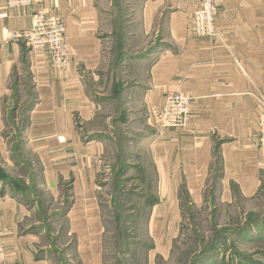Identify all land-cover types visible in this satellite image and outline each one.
I'll return each instance as SVG.
<instances>
[{"label": "crops", "instance_id": "1", "mask_svg": "<svg viewBox=\"0 0 264 264\" xmlns=\"http://www.w3.org/2000/svg\"><path fill=\"white\" fill-rule=\"evenodd\" d=\"M8 2L0 0V232L8 264H51L38 247L41 221L32 185L50 205L65 203L56 222L66 240L73 238L80 264H103L99 180L112 146L115 162L153 177L145 229L130 264L170 260L184 202L202 209L212 199L231 205L258 197L264 185V0H216L215 40L192 34L198 0H125L110 95L91 89L105 80L104 36L113 0H34L29 9H12ZM37 13L65 25L70 59L62 70L52 68L47 48L32 50L14 38L31 28ZM22 77L34 91L23 138L33 159V183L26 188L9 178L14 173L23 180L15 172L24 164L6 140L3 111L12 80ZM176 93L197 98L190 120L161 131L156 115ZM107 105L116 112L97 130L93 121ZM117 134L126 137L124 147ZM142 154L141 163L132 162ZM262 224L246 235L247 243H264Z\"/></svg>", "mask_w": 264, "mask_h": 264}, {"label": "rangeland", "instance_id": "2", "mask_svg": "<svg viewBox=\"0 0 264 264\" xmlns=\"http://www.w3.org/2000/svg\"><path fill=\"white\" fill-rule=\"evenodd\" d=\"M123 3L125 0H113L111 8L113 13L108 17L109 26L104 36L108 57L104 63L105 80L101 86L98 83L91 89L98 94L110 95L115 90L114 86L116 87V84L112 83L114 82L112 76L116 71L114 66L116 52L121 51L119 34L122 32V21L127 12L126 3L124 5ZM110 78L111 82L108 81ZM97 96L96 100L102 104L101 98ZM191 97L195 98L193 106L197 98ZM33 99L32 85L26 77H22L12 80L10 94L3 102L4 118L8 125L6 140L12 147L16 160L24 164V167H19L20 169L15 172L20 174L21 171L23 180L16 178L20 175L8 174L11 175L9 178L15 179L20 188H26V182L33 183L31 167L33 159L23 145L28 111ZM115 112L116 108L112 105L101 107L92 126L97 130L105 129L109 122L107 117ZM116 137L121 140L120 145L124 147L126 137L119 134ZM114 154L115 148L112 146L108 150L99 180L100 207L104 223L103 264H130V251L132 248L140 247L137 235L145 229L149 212L147 203L154 187L152 184L148 185V181L153 183V177L148 179L145 175L141 176L139 170H127L126 163L115 162L112 159ZM144 156L142 154L138 160L132 162L141 163ZM5 172L3 170L2 173ZM32 188L34 193H31L37 201L36 218L41 221L39 229L42 233L38 232L42 234V241L38 246L42 250L40 253L48 258L51 264H80L74 254L73 238L66 240L61 220L56 222L57 215L61 217L63 213L62 207L65 203L50 205L43 191L38 190V185H32ZM31 202L34 203V200ZM183 216L180 235L174 242L170 260L165 264H246L248 261L264 264V243L246 242V228L264 223V185L253 201L238 199L230 205L212 199L202 209L184 204ZM61 232L64 233L62 237Z\"/></svg>", "mask_w": 264, "mask_h": 264}, {"label": "built area", "instance_id": "3", "mask_svg": "<svg viewBox=\"0 0 264 264\" xmlns=\"http://www.w3.org/2000/svg\"><path fill=\"white\" fill-rule=\"evenodd\" d=\"M34 0H9L12 9H29ZM218 17L216 0H198V8L193 13L192 34L200 39L215 40L219 36L216 25ZM23 40L32 50L47 48L50 53L51 66L62 70L67 67L70 59V47L63 21L56 17L35 14L29 30L14 35ZM195 98L185 94H169L160 112L156 115L159 130H171L184 127L191 117V107ZM260 132L264 146V103L260 105ZM0 264H8L5 254L2 233L0 232Z\"/></svg>", "mask_w": 264, "mask_h": 264}, {"label": "trees", "instance_id": "4", "mask_svg": "<svg viewBox=\"0 0 264 264\" xmlns=\"http://www.w3.org/2000/svg\"><path fill=\"white\" fill-rule=\"evenodd\" d=\"M216 163H217V164L220 163V157H219V154H218L217 152H216ZM68 204H69V202H68ZM184 204L189 205L187 202H184ZM184 204H183V205H184ZM258 227H259V226H258ZM260 227H263V228H264V223H263ZM254 228H257V226L251 225V226L247 227V228H246V235H247V234L249 235V233H250L251 231H253ZM248 262H249V263H247V264H255V263H253L252 261H248Z\"/></svg>", "mask_w": 264, "mask_h": 264}]
</instances>
